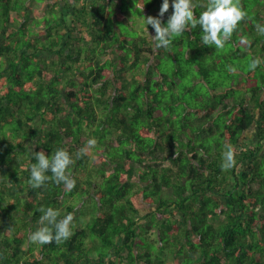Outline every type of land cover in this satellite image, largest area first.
Here are the masks:
<instances>
[{"label":"trees","instance_id":"obj_1","mask_svg":"<svg viewBox=\"0 0 264 264\" xmlns=\"http://www.w3.org/2000/svg\"><path fill=\"white\" fill-rule=\"evenodd\" d=\"M238 3L222 48L197 25L156 49L145 21L121 33L128 0H0V264H264V0ZM57 148L74 187L33 188ZM42 206L67 239L30 242Z\"/></svg>","mask_w":264,"mask_h":264},{"label":"clouds","instance_id":"obj_2","mask_svg":"<svg viewBox=\"0 0 264 264\" xmlns=\"http://www.w3.org/2000/svg\"><path fill=\"white\" fill-rule=\"evenodd\" d=\"M169 0H162L157 17L144 18L146 25H151L154 34L151 37L153 47L168 49L175 36L181 35L186 28L196 27L201 29V42L208 46L222 48L228 37L236 28L238 22L245 16L239 6L238 0H208L203 11L198 16L194 15L195 4L192 0H171L173 12L166 23L162 24L161 18L169 9ZM147 30V29H146ZM257 30L264 33V25H257ZM148 32V31H147ZM256 62H253L255 67ZM233 71L231 67L228 69ZM96 144L95 139L87 141L89 147ZM35 163L29 165V184L33 188L42 186L45 181L53 180L71 189L75 180L67 174V169L72 163L70 154L64 148H57L53 154L46 155L43 151L33 152ZM222 167L230 168L233 165V151L229 146L224 152ZM51 173V176L47 173ZM42 215L39 217V227L29 233L30 242L47 244L53 241L59 243L71 235L70 224L73 221L72 213L58 219L59 210L53 207H41Z\"/></svg>","mask_w":264,"mask_h":264},{"label":"rangeland","instance_id":"obj_3","mask_svg":"<svg viewBox=\"0 0 264 264\" xmlns=\"http://www.w3.org/2000/svg\"><path fill=\"white\" fill-rule=\"evenodd\" d=\"M128 1L131 4H127V6L123 10H125L129 13V16L124 15V17H126V20L129 21L131 23V25L128 26V25L118 24L122 34L126 33V29L139 27V25H142L144 23V19H142V16L144 14L145 9L138 8L132 0H128ZM147 1H152V0H145V2H147ZM161 4H162V0H159V3L157 4V6H155L154 10L159 11ZM169 5L170 6H169L168 11L170 10V8L172 11L173 8L171 6V0H169ZM29 6L31 7V9H32V11L36 17H41L42 15L47 14L46 4L36 3L34 1H30ZM155 13H156L155 11L151 12V14H155ZM129 34H134V33H129ZM22 217L23 216L19 214L18 216H16L15 221L20 223V221H21L20 219ZM78 220L81 221L82 216L78 217ZM87 256H89V257L90 256H96V253L89 251Z\"/></svg>","mask_w":264,"mask_h":264},{"label":"crops","instance_id":"obj_4","mask_svg":"<svg viewBox=\"0 0 264 264\" xmlns=\"http://www.w3.org/2000/svg\"><path fill=\"white\" fill-rule=\"evenodd\" d=\"M26 248H27V246L24 245V249H26ZM36 250H37V247L35 248V251L33 252L34 255H37ZM82 264H83V263H82Z\"/></svg>","mask_w":264,"mask_h":264}]
</instances>
